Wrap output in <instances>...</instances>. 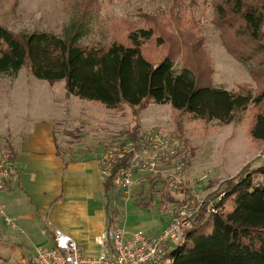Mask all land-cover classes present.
<instances>
[{
	"label": "rangeland",
	"instance_id": "374dc122",
	"mask_svg": "<svg viewBox=\"0 0 264 264\" xmlns=\"http://www.w3.org/2000/svg\"><path fill=\"white\" fill-rule=\"evenodd\" d=\"M220 3L221 0H0V24L16 34L48 31L73 37L81 32L78 42L83 46H108L114 41L129 44L132 30L153 28L155 36L164 42L161 46L155 40L147 42L144 51L148 57L157 58L156 51L162 50L159 52L163 56H176L180 68L186 60L199 83L256 93L260 87L251 73L257 61L246 60L248 51L241 42L248 43V39L238 33L240 23L233 26L232 18L219 16ZM66 95L63 81L50 87L31 76L27 68L13 80L0 76V152L19 143L21 135L8 128H18L21 114H58V124L63 122L62 126L71 132L58 137L64 147L72 139L81 140L83 131L79 130L85 122L82 125L90 137L98 136L101 154L133 134L143 135L146 141L151 133L160 132L182 144L178 152L181 172L175 169L176 160L169 162L167 158L159 164L158 172H144L134 181L129 198L112 199L111 217L125 227L129 236L137 231L153 234L164 229L174 206L193 200L202 202L224 181L264 164V141L253 140L249 134L252 110L240 112L236 123L221 125L192 120L169 104H151L134 114L128 105L112 110ZM176 177L182 180L178 187ZM146 203L149 206L145 207ZM6 217L13 220L12 225L6 223ZM34 243L38 242L29 238L16 213L0 206V264H32Z\"/></svg>",
	"mask_w": 264,
	"mask_h": 264
},
{
	"label": "trees",
	"instance_id": "16d2710c",
	"mask_svg": "<svg viewBox=\"0 0 264 264\" xmlns=\"http://www.w3.org/2000/svg\"><path fill=\"white\" fill-rule=\"evenodd\" d=\"M221 2L219 16L232 18L233 26L240 23L238 33L248 39V43L241 42L248 51L245 58L257 61L251 73L260 87L256 93L199 83L186 60L180 68L176 56H163L162 50L156 51L157 58L148 57L144 45L155 40L161 46L164 39L155 36L153 28L144 27L129 33V44L114 41L108 46H83L78 42L81 32L73 37L48 31L16 34L0 24V76L13 80L27 68L31 76L50 86L63 81L68 96L112 110L128 105L134 114L151 104H169L192 120L229 125L240 121V112L249 109V134L253 140L264 141V1ZM126 137L136 144L145 141L143 135ZM2 153L14 160L16 151L11 145ZM179 157L176 154L168 161L177 164ZM143 174H137L133 183ZM104 186L110 209L112 199L123 195L111 180ZM110 220L112 228L117 223L111 213ZM167 262L264 264V164L245 169L207 195L191 228L179 244L170 247Z\"/></svg>",
	"mask_w": 264,
	"mask_h": 264
},
{
	"label": "crops",
	"instance_id": "0c3cea01",
	"mask_svg": "<svg viewBox=\"0 0 264 264\" xmlns=\"http://www.w3.org/2000/svg\"><path fill=\"white\" fill-rule=\"evenodd\" d=\"M58 117L21 114L18 128H8L21 139L16 147L12 144L16 174L8 190L0 192V206L16 213L29 238L38 242L35 246H52L54 230L61 229L83 252L96 255L102 250L99 240L111 225L106 180L99 163L103 154L98 151L100 141H96L98 136L90 137L82 122L81 140L72 139L68 147L66 143L62 146L58 137L70 130L62 126L63 122L58 124Z\"/></svg>",
	"mask_w": 264,
	"mask_h": 264
},
{
	"label": "built area",
	"instance_id": "2783aa9c",
	"mask_svg": "<svg viewBox=\"0 0 264 264\" xmlns=\"http://www.w3.org/2000/svg\"><path fill=\"white\" fill-rule=\"evenodd\" d=\"M181 148L179 139L160 132L151 133L140 144L126 140L103 152L99 158L101 174L105 180H111L117 192L129 198L137 174L158 172L161 160L174 157ZM182 168L181 163L176 164L177 171L181 172ZM15 174L14 160L0 152V192L8 190ZM175 179L178 187L182 180ZM202 203L193 200L174 206L166 227L157 233L137 231L129 236L124 226H114L100 238L102 250L96 255L86 254L71 235L55 229L53 245L36 246L32 264H168L170 247L179 244L185 231L191 228L194 214ZM5 220L8 225L13 224L11 218ZM42 232L45 234L47 229Z\"/></svg>",
	"mask_w": 264,
	"mask_h": 264
}]
</instances>
